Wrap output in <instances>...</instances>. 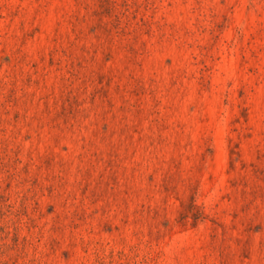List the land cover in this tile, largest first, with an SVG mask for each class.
I'll list each match as a JSON object with an SVG mask.
<instances>
[{"label": "rangeland", "instance_id": "1", "mask_svg": "<svg viewBox=\"0 0 264 264\" xmlns=\"http://www.w3.org/2000/svg\"><path fill=\"white\" fill-rule=\"evenodd\" d=\"M0 264H264V0H0Z\"/></svg>", "mask_w": 264, "mask_h": 264}]
</instances>
